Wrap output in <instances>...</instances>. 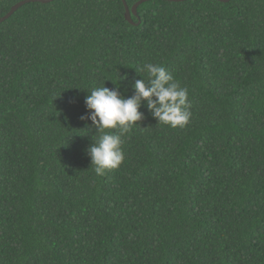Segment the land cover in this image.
I'll use <instances>...</instances> for the list:
<instances>
[{"label": "trees", "instance_id": "trees-1", "mask_svg": "<svg viewBox=\"0 0 264 264\" xmlns=\"http://www.w3.org/2000/svg\"><path fill=\"white\" fill-rule=\"evenodd\" d=\"M124 14L0 24V264H264V0Z\"/></svg>", "mask_w": 264, "mask_h": 264}, {"label": "water", "instance_id": "water-1", "mask_svg": "<svg viewBox=\"0 0 264 264\" xmlns=\"http://www.w3.org/2000/svg\"><path fill=\"white\" fill-rule=\"evenodd\" d=\"M55 0H25L22 2L17 3L16 5H14L10 11L3 16L2 18H0V24L6 22L15 12H17L21 7L30 4V3H39V4H50L52 2H54ZM150 1H155V0H141L139 2H137L136 4H134L131 9H129V7L127 6L125 0H122L123 5H124V9H125V20L129 23V24H133V20H132V15L136 16L137 15V9L144 3L150 2ZM157 1H165V2H170V3H183L186 2L188 0H157ZM221 3H229L231 1L234 0H217Z\"/></svg>", "mask_w": 264, "mask_h": 264}]
</instances>
